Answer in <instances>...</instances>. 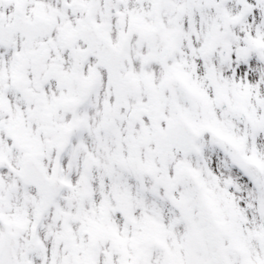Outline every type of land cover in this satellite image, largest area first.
Segmentation results:
<instances>
[{
	"label": "snow or ice",
	"instance_id": "6c2138e0",
	"mask_svg": "<svg viewBox=\"0 0 264 264\" xmlns=\"http://www.w3.org/2000/svg\"><path fill=\"white\" fill-rule=\"evenodd\" d=\"M0 264H264V0H0Z\"/></svg>",
	"mask_w": 264,
	"mask_h": 264
}]
</instances>
